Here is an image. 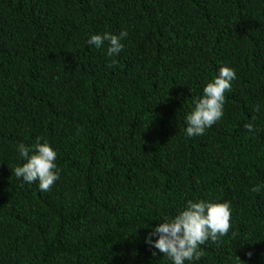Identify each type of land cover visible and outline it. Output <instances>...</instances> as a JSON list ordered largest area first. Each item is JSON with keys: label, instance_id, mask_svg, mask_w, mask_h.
Returning <instances> with one entry per match:
<instances>
[{"label": "trees", "instance_id": "1", "mask_svg": "<svg viewBox=\"0 0 264 264\" xmlns=\"http://www.w3.org/2000/svg\"><path fill=\"white\" fill-rule=\"evenodd\" d=\"M122 30L118 55L88 43ZM223 66L224 115L188 137ZM37 137L62 170L49 191L14 174ZM257 185L264 0H0V264H173L146 237L202 199L231 202V228L185 264H264Z\"/></svg>", "mask_w": 264, "mask_h": 264}, {"label": "clouds", "instance_id": "2", "mask_svg": "<svg viewBox=\"0 0 264 264\" xmlns=\"http://www.w3.org/2000/svg\"><path fill=\"white\" fill-rule=\"evenodd\" d=\"M127 30L119 34L105 32L91 35L88 43L97 48L106 42L107 55H118L125 47L122 43L128 37ZM237 79L233 68L223 66L219 75L209 82L203 89L202 97H194V109L186 116V135L194 137L204 135L224 115L226 102L225 93L232 90V81ZM253 111L258 112L259 106H254ZM255 117H252L254 120ZM245 129L249 132L256 131L252 123H246ZM37 137L33 145L21 143L17 146L19 155L26 161L22 166L14 169L17 178H23L27 183L39 181L41 191H49L54 183L60 179L61 169L56 164L57 152L52 146ZM264 185L253 186L251 191L260 193ZM231 202H211L188 200L185 209L174 218H164L153 228L146 237V243L154 246L159 252L167 256L173 264H185V261H199L204 256L200 246L211 240L213 243L226 236L231 228ZM149 227V226H148ZM147 228V227H146ZM158 239L153 241L152 237ZM153 255H156L154 252ZM249 256L252 253H248Z\"/></svg>", "mask_w": 264, "mask_h": 264}]
</instances>
